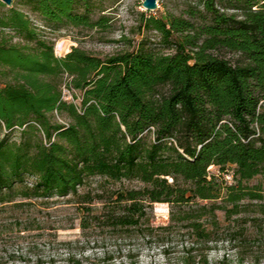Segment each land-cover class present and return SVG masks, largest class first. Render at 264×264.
Listing matches in <instances>:
<instances>
[{
  "label": "trees",
  "instance_id": "obj_1",
  "mask_svg": "<svg viewBox=\"0 0 264 264\" xmlns=\"http://www.w3.org/2000/svg\"><path fill=\"white\" fill-rule=\"evenodd\" d=\"M78 2L25 4L49 22L100 26L74 12ZM0 6V123L20 130L0 140V215L11 213L0 236L36 229L34 213L57 201L74 204L81 228L94 220L114 232L166 203L163 228L181 223L203 247L217 212L264 218V0L140 12L157 42L143 37L102 57L77 46L56 56L22 10ZM64 75L78 104L61 98ZM124 181L134 185H108Z\"/></svg>",
  "mask_w": 264,
  "mask_h": 264
},
{
  "label": "rangeland",
  "instance_id": "obj_2",
  "mask_svg": "<svg viewBox=\"0 0 264 264\" xmlns=\"http://www.w3.org/2000/svg\"><path fill=\"white\" fill-rule=\"evenodd\" d=\"M25 1L11 0L9 6L2 2L0 5L22 10L39 34L53 42L56 56H62L71 46H77L102 57L130 49L143 37L157 42L153 31L140 26V12L155 17L164 13L179 15L187 3L198 0H156V8L151 11L142 9V0H78L74 12L85 14L90 20H103L100 26L94 27L46 21L31 11ZM13 41L23 43L18 38ZM67 82L64 75L62 89H66ZM70 95L78 104L79 92L71 91ZM52 116V120L58 123L67 121L62 115ZM2 138L18 140L20 130H6L0 123V140ZM209 170L218 174L216 167H209ZM97 180L92 179L91 188ZM224 180L231 181L230 169L224 174ZM121 184L134 185L126 181L108 183L112 188H119ZM10 216L9 212L3 213L0 220H11ZM78 216L74 204L61 201L39 209L33 217L36 229L22 232L16 238L0 236V264H201L203 254L206 264H264V218L258 225L252 223V211L249 210L237 215L236 219H225L222 212H217L218 225L206 247L197 243L181 223L163 228L168 224L166 203H153L140 227L120 232L94 220H88L81 228Z\"/></svg>",
  "mask_w": 264,
  "mask_h": 264
},
{
  "label": "water",
  "instance_id": "obj_3",
  "mask_svg": "<svg viewBox=\"0 0 264 264\" xmlns=\"http://www.w3.org/2000/svg\"><path fill=\"white\" fill-rule=\"evenodd\" d=\"M3 4L6 6H9L11 4V0H0ZM141 7L145 11H151L156 8V0H142L141 1Z\"/></svg>",
  "mask_w": 264,
  "mask_h": 264
},
{
  "label": "built area",
  "instance_id": "obj_4",
  "mask_svg": "<svg viewBox=\"0 0 264 264\" xmlns=\"http://www.w3.org/2000/svg\"><path fill=\"white\" fill-rule=\"evenodd\" d=\"M61 98L65 101H69L68 99L71 100V95H70V90H68L67 88L66 89H62V92H61ZM73 102V101H72ZM74 103V102H73Z\"/></svg>",
  "mask_w": 264,
  "mask_h": 264
},
{
  "label": "bare ground",
  "instance_id": "obj_5",
  "mask_svg": "<svg viewBox=\"0 0 264 264\" xmlns=\"http://www.w3.org/2000/svg\"><path fill=\"white\" fill-rule=\"evenodd\" d=\"M64 50H65V48H64ZM159 205H162V204H159Z\"/></svg>",
  "mask_w": 264,
  "mask_h": 264
}]
</instances>
